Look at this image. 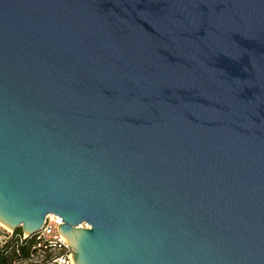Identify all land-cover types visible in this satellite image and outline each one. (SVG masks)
<instances>
[{"label":"water","instance_id":"water-1","mask_svg":"<svg viewBox=\"0 0 264 264\" xmlns=\"http://www.w3.org/2000/svg\"><path fill=\"white\" fill-rule=\"evenodd\" d=\"M49 215L74 264H264V0H0V223Z\"/></svg>","mask_w":264,"mask_h":264},{"label":"built area","instance_id":"built-area-1","mask_svg":"<svg viewBox=\"0 0 264 264\" xmlns=\"http://www.w3.org/2000/svg\"><path fill=\"white\" fill-rule=\"evenodd\" d=\"M61 224L62 220L57 216L49 215L46 217L42 227L33 236H30L37 241V248L39 249L37 254H40V257L42 255L46 257H42L41 261H37L36 257L32 255L29 262L33 264H74L73 250L68 246L66 239L58 232ZM81 227L88 228L86 225H81ZM12 233L0 223V247ZM30 237L23 234L21 240Z\"/></svg>","mask_w":264,"mask_h":264},{"label":"trees","instance_id":"trees-1","mask_svg":"<svg viewBox=\"0 0 264 264\" xmlns=\"http://www.w3.org/2000/svg\"><path fill=\"white\" fill-rule=\"evenodd\" d=\"M22 235L20 228L15 229L0 247V264H33L29 262L32 255L37 261L46 257L45 255L40 257V254H37L39 249L34 237L21 240Z\"/></svg>","mask_w":264,"mask_h":264}]
</instances>
